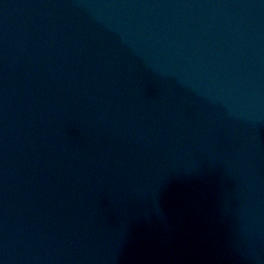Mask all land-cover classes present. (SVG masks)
I'll use <instances>...</instances> for the list:
<instances>
[{
	"label": "water",
	"instance_id": "95a60500",
	"mask_svg": "<svg viewBox=\"0 0 264 264\" xmlns=\"http://www.w3.org/2000/svg\"><path fill=\"white\" fill-rule=\"evenodd\" d=\"M0 264H264V0H0Z\"/></svg>",
	"mask_w": 264,
	"mask_h": 264
}]
</instances>
